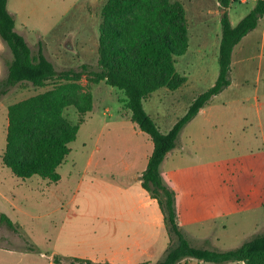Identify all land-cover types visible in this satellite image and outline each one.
<instances>
[{
    "label": "rangeland",
    "instance_id": "1",
    "mask_svg": "<svg viewBox=\"0 0 264 264\" xmlns=\"http://www.w3.org/2000/svg\"><path fill=\"white\" fill-rule=\"evenodd\" d=\"M107 1L9 0L8 8L15 16L17 31L34 54L41 44L58 71L80 69L83 64L97 70L102 9ZM178 1L186 9L190 46L176 57V69L187 81L176 90L160 88L144 102L164 132L187 112L195 97L216 83L220 72L221 17L225 9L218 0ZM255 3L233 2L227 9L232 24L237 25ZM258 25L236 47L231 84L182 129L177 146L160 168L164 183L177 192L178 221L195 246L228 250L264 233V63L260 65L258 58L264 18ZM11 58L9 46L0 38V80L7 76ZM82 83L88 85L87 79ZM51 87V83L44 87L21 83L7 94L0 92V213H6L17 226L14 229L0 222L1 245L16 248L8 252L0 246L2 264H47V257L54 264H72L79 257L69 253L82 247L78 232L92 231L94 213L102 215L112 203L140 200L137 194L126 197L129 181L135 183L137 169H146L153 141L131 120L124 91L104 81L91 84L93 110L70 143L67 161L58 168L61 174L73 171L76 176L84 170L90 153L94 154L90 169L85 170L90 172L91 181H85L77 197L81 204L77 212L82 217L78 232L67 223L59 224L63 197L68 193H62L59 186L46 191L42 187L38 191L28 188L58 182L38 176L21 179L4 165L7 105ZM65 114L72 123L78 122L74 107ZM101 156L105 158L103 168L96 169L93 166ZM171 240L162 217L153 228L148 225L143 250L112 254L109 248V256L93 261L157 264ZM180 264L217 263L187 258Z\"/></svg>",
    "mask_w": 264,
    "mask_h": 264
},
{
    "label": "trees",
    "instance_id": "2",
    "mask_svg": "<svg viewBox=\"0 0 264 264\" xmlns=\"http://www.w3.org/2000/svg\"><path fill=\"white\" fill-rule=\"evenodd\" d=\"M218 1L225 9L221 17L218 79L195 97L187 112L164 132L147 112L144 102L160 88L176 90L187 81L176 69V57L185 54L190 46L189 21L180 1L108 0L102 9L99 68L92 70L83 64L80 69L58 71L41 44L34 54L24 35L16 29L15 16L8 8L9 0H0V38L12 54L8 74L0 81V92L6 94L21 83L35 87L52 84L42 93L9 105L6 147L2 156L4 165L21 179L38 176L58 182L61 177L58 168L71 153L70 143L77 138L85 116L93 110L91 84L104 81L124 91L131 120L153 141L142 185L157 199L172 237L157 264H180L187 258L217 264H264V233L228 250L195 246L179 224L177 192L164 183L160 172L168 153L177 146L182 129L215 95L231 84L234 48L264 17V0H256L251 11L233 25L227 9L239 0ZM84 78L88 85L82 83ZM71 107L79 114L77 123H72L65 114ZM0 222L17 229L4 212L0 213ZM72 264L108 263L77 258Z\"/></svg>",
    "mask_w": 264,
    "mask_h": 264
},
{
    "label": "crops",
    "instance_id": "3",
    "mask_svg": "<svg viewBox=\"0 0 264 264\" xmlns=\"http://www.w3.org/2000/svg\"><path fill=\"white\" fill-rule=\"evenodd\" d=\"M242 1L244 3H247L248 0H242ZM258 26L251 32L255 31L258 28ZM251 32H249L247 35H249ZM261 34H262V42L258 54L260 65L264 63V28ZM221 36H220V41H221ZM236 47L234 48L232 63L236 57V52H235ZM8 107L9 105H7V108ZM202 110H204V107L200 110V112ZM6 121H7L6 126H8V116ZM93 157L94 154L90 153V155L87 158L86 161L87 163L85 164L84 170L81 171L76 176H74L73 171H65L64 174H61L59 172L61 177L58 183H53L49 185L36 184L34 186L31 185V188L28 186V188L32 189V191L34 190L38 191L40 190L41 187L43 190L45 189L46 191V189L48 190L52 186L57 188L59 186L62 193L63 192L68 193V196L63 197L64 202L61 209L64 212L61 213L60 215L59 224L64 225L67 223V225L69 224L71 226H74L77 232H78L77 226L78 224L81 223V219H82V217L77 212L81 206V204L77 202V197L85 181L86 180L91 181L89 178L90 174L87 173L89 171H85V170H87L86 168L90 169V165L92 163L91 161ZM102 157L104 156H101L100 161L94 164L93 166L94 168L96 169L103 168L101 166V163L102 161H105V158ZM149 157L150 155H148L147 157L148 160ZM139 171L140 172L142 171V173H140ZM144 171L145 169L139 168L137 169V171L134 172V175L136 176L134 180L135 183H133V181H129V189H128L129 194H127L126 196L128 197L130 194L132 195L137 194L140 198L139 202L135 200L132 202L131 201L116 202L109 204L111 210H108L109 207L108 205L107 209L105 210V213H103L102 215H99L100 212L94 213L93 214L94 221H91L93 223L91 227L92 231L90 232L84 231L83 233L78 232V236L82 240L81 250L75 253H69V256L79 257L80 259L88 258V260L93 261V260H97L96 257L105 258L109 256L106 255V254H110L109 248H112V254L119 253L120 251L123 253H128L129 250L131 249L143 250V248L147 245L148 225H150L151 228H153V226H155L157 223H159L162 220V217L164 219L163 212L160 208L157 199L153 198L151 194L142 185L143 179H141L140 177L142 176ZM43 186H45V188H43ZM67 199L69 200L67 201ZM69 206H73L76 208L73 210L70 209ZM83 239H85L86 241H84ZM0 246L4 247V245H1V243ZM4 248L9 250L8 252H10V250H14V249L16 250L15 247L5 246ZM47 259H49L47 264H54V261L50 260L49 257H47ZM99 262H104V261H99ZM0 264H2V259H0Z\"/></svg>",
    "mask_w": 264,
    "mask_h": 264
},
{
    "label": "water",
    "instance_id": "4",
    "mask_svg": "<svg viewBox=\"0 0 264 264\" xmlns=\"http://www.w3.org/2000/svg\"><path fill=\"white\" fill-rule=\"evenodd\" d=\"M140 178L143 179V176H141Z\"/></svg>",
    "mask_w": 264,
    "mask_h": 264
}]
</instances>
